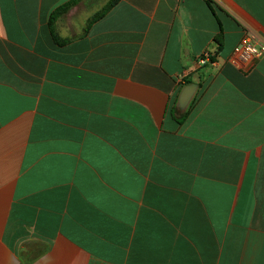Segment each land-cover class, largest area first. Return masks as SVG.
<instances>
[{"label":"crops","instance_id":"obj_1","mask_svg":"<svg viewBox=\"0 0 264 264\" xmlns=\"http://www.w3.org/2000/svg\"><path fill=\"white\" fill-rule=\"evenodd\" d=\"M69 1L0 0V264H264V0Z\"/></svg>","mask_w":264,"mask_h":264},{"label":"built area","instance_id":"obj_2","mask_svg":"<svg viewBox=\"0 0 264 264\" xmlns=\"http://www.w3.org/2000/svg\"><path fill=\"white\" fill-rule=\"evenodd\" d=\"M264 55V44L255 41L252 36L247 37L241 44L234 48L232 54V60L241 66L250 65V63L256 61ZM212 57L206 52L199 59L201 65L211 63Z\"/></svg>","mask_w":264,"mask_h":264},{"label":"trees","instance_id":"obj_3","mask_svg":"<svg viewBox=\"0 0 264 264\" xmlns=\"http://www.w3.org/2000/svg\"><path fill=\"white\" fill-rule=\"evenodd\" d=\"M81 1H82V0H71V1H69V2H67V3H65L64 5L60 6L59 8H57V9L53 12V14H52V16H51V19H50V29H51V34H52L54 40H55L57 43L62 44V43H64V42H63V41H60V40L57 38V36H56V34H55V32H54V29H53V22H54V20H55L58 16H60L61 14H64L69 8H71L72 6L78 4V3L81 2ZM120 1H122V0H111L108 4H106V5L103 7V9H102L101 11H99L98 13H96V15H94V17H92L90 23L96 22V21H98V20L104 18V17L106 16V14H107L110 10H112V9H113V8H114V7L120 2ZM209 5H210L211 9L214 10L211 1H209ZM221 37H222V34H220V35L218 36V40H219V41L221 40Z\"/></svg>","mask_w":264,"mask_h":264},{"label":"rangeland","instance_id":"obj_4","mask_svg":"<svg viewBox=\"0 0 264 264\" xmlns=\"http://www.w3.org/2000/svg\"><path fill=\"white\" fill-rule=\"evenodd\" d=\"M110 1L111 0H82L79 3H82V2L85 3V7H86L85 9L92 13L96 10L101 11L103 9V7L106 4H108Z\"/></svg>","mask_w":264,"mask_h":264},{"label":"water","instance_id":"obj_5","mask_svg":"<svg viewBox=\"0 0 264 264\" xmlns=\"http://www.w3.org/2000/svg\"><path fill=\"white\" fill-rule=\"evenodd\" d=\"M193 88V86L191 87H188L186 90H185V94H184V98H183V100H184V104H185V102L186 101H188V99L190 98V96H191V93H192V89Z\"/></svg>","mask_w":264,"mask_h":264}]
</instances>
